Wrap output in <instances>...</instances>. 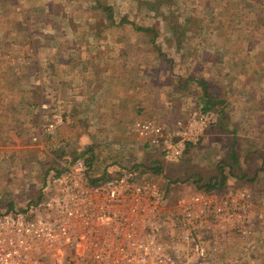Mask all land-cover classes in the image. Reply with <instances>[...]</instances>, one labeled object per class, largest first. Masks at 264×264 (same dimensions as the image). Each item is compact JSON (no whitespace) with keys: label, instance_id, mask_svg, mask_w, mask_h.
<instances>
[{"label":"rangeland","instance_id":"rangeland-1","mask_svg":"<svg viewBox=\"0 0 264 264\" xmlns=\"http://www.w3.org/2000/svg\"><path fill=\"white\" fill-rule=\"evenodd\" d=\"M64 50H117L121 74L147 78L149 108L157 115L153 119L161 121L168 107L172 116L164 124L169 131L186 125V108L206 114L199 139L187 145L182 163L164 164L171 171L173 196L185 190L181 185L189 186L184 183L196 171L201 183L195 181L185 192L198 190L213 202L198 229L208 252L202 258L187 257L193 248L184 245L182 264H264V191L258 188L259 183L264 186V168L256 180L249 179L261 162L264 166V0H0V210L23 209L43 198L41 188L52 186L53 174L70 159L91 155L97 162L103 153L132 161L134 141L120 133L94 137L91 121L85 126L78 119L82 130L65 144L55 140L57 129L51 134L42 130L45 119L40 136L35 132L39 120L32 112L39 111L33 101L48 96L40 88L41 74L48 75L54 65L52 53L64 57ZM183 78L190 80L188 85L176 90ZM200 80L220 100L209 113L202 111ZM41 109L42 114L47 111ZM177 115L184 118L172 119ZM106 141H112L110 147H100ZM119 141L125 146L117 148ZM234 147L240 165L230 170L226 164L233 160ZM16 151L32 152L31 167ZM181 166L190 168L180 175L176 171ZM220 168L227 175L223 185L208 191L199 187L220 177ZM241 168L247 179L240 177ZM242 191L252 201H242ZM234 194L240 198L236 204L228 200Z\"/></svg>","mask_w":264,"mask_h":264},{"label":"built area","instance_id":"built-area-1","mask_svg":"<svg viewBox=\"0 0 264 264\" xmlns=\"http://www.w3.org/2000/svg\"><path fill=\"white\" fill-rule=\"evenodd\" d=\"M41 107L47 109L43 130L51 134L64 121V101L52 98ZM205 115L192 114L179 132L142 116L132 129L178 162L199 139ZM51 181L43 198L0 210V264H182L184 245L193 248L187 257L208 252L198 229L211 210L209 196L196 191L169 206L161 181L141 162L98 174L84 155L64 162ZM240 194L252 201L249 192ZM229 197L235 204L240 199Z\"/></svg>","mask_w":264,"mask_h":264},{"label":"crops","instance_id":"crops-1","mask_svg":"<svg viewBox=\"0 0 264 264\" xmlns=\"http://www.w3.org/2000/svg\"><path fill=\"white\" fill-rule=\"evenodd\" d=\"M63 54H60L58 51L52 53V63L47 71L48 75L44 74V70L42 73V67L40 68L41 76L43 77V82L40 84L41 90L43 92H47L48 96H43L42 102L51 101L52 98H57L64 101V121L57 127L56 134L57 138L55 140H59L62 144L67 142L72 136L78 135L77 131L82 130L78 124V119H83L84 124L87 125V121H91V129H93L92 136L97 137L101 132L115 135L120 133L122 136L127 137L128 140L134 141L131 145L135 146L132 151V161L129 160L128 157L119 156V158H110L107 154H103L99 157V160L95 162L92 159L89 161L93 162L95 166L99 167L98 171L96 168L94 169L95 173H112L117 167L121 165H125L123 161L129 164V162L139 163L151 166V165H167L173 166L178 165L179 162H170L167 161L161 150L158 148H154L149 146V143H146L143 138H141L138 134H135V131L132 129V125L134 121L139 117L151 118L153 119L157 115L150 111V104L152 103V93L151 90L147 88L148 81L145 77H140V79L136 78V76H130L127 74H121V69H119V64L115 61H118L119 56L116 52L117 50H64ZM120 54V53H119ZM54 56V57H53ZM117 57V58H116ZM116 58V60H115ZM44 76H48L46 79ZM41 77V79H42ZM186 77V76H185ZM45 79V80H44ZM187 78H183L185 80ZM190 81V80H189ZM183 87H178L184 88ZM175 90V89H174ZM29 100V98H27ZM41 99V100H42ZM40 99L37 101H33V108L37 106L38 112L33 111L32 114H36V118L39 120L38 130L35 131L39 136L41 134V123L45 119V115L42 114V109L40 107L41 102ZM38 104V105H37ZM168 107L165 108V114L162 116L161 122L166 123L165 121L169 120L172 116L171 113H168ZM188 112V113H187ZM197 112V111H196ZM186 115L184 117L189 118L193 110H187ZM31 114V116H32ZM176 117H180L177 115ZM182 119L184 117L176 118ZM172 118V119H174ZM86 122V123H85ZM85 125V126H86ZM127 125V126H126ZM167 126V124H166ZM90 127V126H89ZM101 129V131H99ZM43 130V129H42ZM97 131V132H96ZM104 131V132H103ZM34 132V133H35ZM123 132V133H122ZM36 134V135H37ZM43 134V133H42ZM111 138H108L110 140ZM136 139V140H135ZM138 139V140H137ZM74 140L72 138L71 142ZM107 140V141H108ZM3 141V140H2ZM95 141H99L98 139ZM107 141L103 144L101 143L102 148L110 147L111 142ZM40 143V141H39ZM136 143V144H135ZM138 143V144H137ZM40 145V148H43V144ZM32 145V146H38ZM125 146L123 142H117L116 147ZM137 147V149H136ZM84 148V147H83ZM46 151V148L44 149ZM104 150V149H103ZM137 150V152H136ZM142 151V152H141ZM20 157V160L28 162L25 163L28 167H31L32 163V152L22 153L20 151H16ZM37 152V151H36ZM144 153V154H143ZM20 154L25 155V158L20 156ZM44 154V153H42ZM31 158H29V156ZM0 156H4L3 150H0ZM19 157H17L19 159ZM28 158V160H27ZM131 158V157H130ZM3 158H0V162ZM159 161H162L160 163ZM39 162V160L34 161ZM41 162V161H40ZM39 162V163H40ZM164 162V163H163ZM182 163V162H181ZM180 163V164H181ZM30 164V165H29ZM37 165V164H36ZM227 166L228 163L226 164ZM261 166V164H260ZM164 166V172H158L159 170H152L153 176L157 177L163 176L166 181H171V171ZM186 168H188L186 170ZM190 166L185 167L181 166L176 173L183 175V172H187ZM230 169V167H228ZM257 166L256 169H258ZM185 170V171H183ZM25 170L22 172L24 174ZM28 172V171H27ZM169 176H166V173ZM257 172V171H256ZM258 173V172H257ZM263 174V173H262ZM260 174V176L262 175ZM231 175V174H230ZM24 176V175H23ZM190 176V175H189ZM188 176V177H189ZM26 177V176H24ZM238 177V176H237ZM159 181L160 178L157 177ZM245 178V177H244ZM185 182L187 187L181 185L185 190L180 192V195L177 194L173 196L171 192L172 185L169 184V188L167 187V182H162L161 187L165 190V196L167 199L176 202L179 198H188L189 194L185 191H189V189L194 187V182L189 181ZM264 181V176L261 180ZM193 186L191 187V185ZM173 188V187H172ZM43 190V187L41 188ZM198 191V190H196ZM195 192V190H193ZM42 197V196H41ZM38 199L37 198H34ZM31 200V199H30ZM30 203V202H28ZM2 204V203H1ZM2 206V205H0Z\"/></svg>","mask_w":264,"mask_h":264},{"label":"trees","instance_id":"trees-1","mask_svg":"<svg viewBox=\"0 0 264 264\" xmlns=\"http://www.w3.org/2000/svg\"><path fill=\"white\" fill-rule=\"evenodd\" d=\"M150 30V29H149ZM188 82H189V79L187 78V79H185V80H181L180 81V83L178 84V86L177 87H175V89L177 90L178 89V87H183L184 85L186 86V85H188ZM200 83H199V85L202 87V90H203V98L201 99L202 101H200L201 103H202V105H203V107H202V111H204L205 113H209V111H211L215 106H217V104L219 103V99H217V98H215L214 97V95L209 91V87H208V85H207V82L205 81V80H200L199 81ZM222 102V101H221ZM215 111V110H214ZM219 114H220V112H219ZM226 115V114H225ZM176 118H180V117H176ZM175 119V118H174ZM232 133L233 134H235V132L232 130ZM235 137V136H234ZM234 145H235V138H234ZM247 147H249L248 145H247ZM234 150L231 152V158L233 159V160H231V162H227L228 163V165H229V167H230V170L231 169H233L235 166H237V165H240V161H239V158H238V156L239 155H236V152H235V147L233 148ZM249 150L247 151V153H245V158H246V160H247V158H248V154H249ZM258 153V152H257ZM262 155V157H263V154H261ZM86 159L88 160V162H89V164L91 165V167L92 166H94L95 164L93 163V162H91V161H89V159H92L93 160V156H91V155H88V156H86ZM251 163L253 164V165H258L260 162H258V161H254V160H252L251 161ZM158 166V168H155L156 170H160V166L159 165H157ZM263 168H264V166H263V163L261 162V166H259V168L258 169H256V171L257 172H260L261 170H263ZM221 169V168H220ZM241 175H240V177L242 178V177H245V179H247L248 177H249V175H248V172H247V170L245 169V168H241ZM256 172V174H255V176H252V177H249V179L251 180V181H253V180H256V178H257V175H258V173ZM199 175V173L198 172H196V171H194L191 175H190V178L189 177H187V180L188 179H191L190 181H193V182H195V181H197V182H200V176H198ZM183 180H184V178H182ZM226 179H227V175L225 174V172L223 171V169H221V176L220 177H218V176H214V177H211L210 179H209V181L208 182H205V183H203L202 185H200L199 187H204V186H206V191H208V190H212V189H214V188H216V187H219V186H221V185H223L224 183H225V181H226ZM201 183V182H200ZM169 184H171L170 182H167V187L169 188ZM172 185V184H171ZM259 186L260 187H258L259 188V190L261 191V190H263L264 191V186H263V184L262 183H259ZM210 192V191H209ZM255 195V194H254ZM259 196V195H258Z\"/></svg>","mask_w":264,"mask_h":264}]
</instances>
